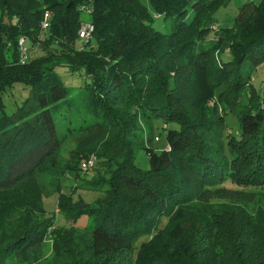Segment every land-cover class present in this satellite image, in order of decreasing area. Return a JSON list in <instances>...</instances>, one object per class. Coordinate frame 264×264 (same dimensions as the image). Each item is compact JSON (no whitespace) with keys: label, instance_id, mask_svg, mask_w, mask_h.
I'll use <instances>...</instances> for the list:
<instances>
[{"label":"trees","instance_id":"1","mask_svg":"<svg viewBox=\"0 0 264 264\" xmlns=\"http://www.w3.org/2000/svg\"><path fill=\"white\" fill-rule=\"evenodd\" d=\"M229 1L0 0V193L40 168L55 175L44 165L67 137L79 162L96 156V175L79 189L99 197L59 192L57 205L64 214L78 204L91 225L71 245L54 235L48 264H264V191L234 197L220 187L264 189V89L260 96L251 85L253 107H232L264 62V0H245L231 24L213 27ZM156 18L168 20L165 32ZM35 45L44 52L29 57ZM201 72L221 86L225 111L209 99L197 105ZM65 73L83 78L80 96L68 93ZM14 83L27 95L8 113L3 93ZM141 118L165 125L161 147L153 126L144 137ZM140 149L147 169L136 163ZM41 220L0 226V264H43L54 224Z\"/></svg>","mask_w":264,"mask_h":264},{"label":"rangeland","instance_id":"2","mask_svg":"<svg viewBox=\"0 0 264 264\" xmlns=\"http://www.w3.org/2000/svg\"><path fill=\"white\" fill-rule=\"evenodd\" d=\"M145 4H148V0H143ZM245 0H230L229 3L220 8L216 13L215 17V26L224 25L225 23L231 24L233 18L236 14L237 8ZM254 2H259L260 0H253ZM86 18L85 15H83ZM168 20L164 18H156L154 21V26L158 30L165 32L167 30ZM213 33H210L207 37V40L211 39ZM209 42V41H208ZM44 50L38 45L33 46L29 57L38 56L43 53ZM229 50L226 49V52L223 53L225 58L228 57ZM214 58L217 59L218 56ZM62 79L65 85L68 87V93L73 97H78L83 92L84 80L77 73L62 74ZM196 94L198 96L196 102L199 105L200 102L208 100L210 102L217 101V111L223 112L224 106L221 104L223 101H219L221 96H219V91L221 86L212 87L210 83V77L205 76L203 72L199 73L196 81H194ZM251 85L254 88L255 92L262 96L264 89V62L257 65L253 71V76L251 78L250 85L246 86L241 91V103L237 107V103L232 107L236 109L246 110L249 107H253V99L255 96L254 91L251 90ZM27 88L23 87L21 83H14L12 86L6 89L3 93V99L6 107V111L11 113L19 105L24 97L27 95ZM225 107H230L231 104H224ZM225 120L227 124V131L236 133L239 129L238 118L235 112L227 110L225 114ZM142 124V132L144 137L148 135L149 128L154 127V132L152 138L154 139V144L158 147H161L164 140V131L163 128L165 125L161 123L160 120L153 122L149 120L140 119ZM155 124V126H154ZM228 132V133H229ZM156 137H159L157 142ZM74 139L72 137H67L64 139L60 146L58 147L56 154L47 159V162L44 166H49L55 170V175L46 174L41 172V168L36 170L35 173L22 181L16 187L2 191L0 193V226L1 228H6L10 225L11 228L16 229L17 225L23 222L28 216L31 219L37 220L42 219L53 222L54 225L51 226L53 229H49L48 236L42 245L43 253V264H48L49 259L52 255V240L55 237L61 243H68L71 245L70 237H79L80 232L86 230V226L91 225L92 219L87 214H78V204L70 203L67 211L61 213V209H57L58 199L60 196L59 192L64 193V195H70L74 201H92L99 197L100 191L97 190H85L79 189L82 184L96 175V167H83L82 161H80V156L76 155L73 151L74 149ZM136 163L143 169L149 167L148 156L143 149H140L136 153ZM43 166V167H44ZM42 167V168H43ZM76 168L78 170V175H74L68 170L70 168ZM223 189V193L226 196L233 195L237 197L238 193L243 192H259L264 191L261 187L253 186H243L232 181H226L220 185ZM232 198V197H231ZM225 198H217L212 200H221ZM78 214V215H77ZM51 218H50V216ZM10 264V263H8Z\"/></svg>","mask_w":264,"mask_h":264},{"label":"built area","instance_id":"3","mask_svg":"<svg viewBox=\"0 0 264 264\" xmlns=\"http://www.w3.org/2000/svg\"><path fill=\"white\" fill-rule=\"evenodd\" d=\"M49 14L48 12L44 13V18L42 19V27L43 28H47L49 25ZM92 30V25H90L89 23H86L84 26H82V28L80 29V36L83 38H86L89 36L90 31ZM19 45L22 46L23 48V39H19ZM95 160H96V156L91 154L88 157H86L83 161H82V165L83 167H92L95 165Z\"/></svg>","mask_w":264,"mask_h":264}]
</instances>
